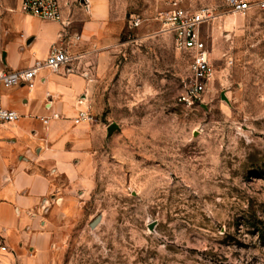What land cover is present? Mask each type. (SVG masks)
Segmentation results:
<instances>
[{"label":"rangeland","instance_id":"1","mask_svg":"<svg viewBox=\"0 0 264 264\" xmlns=\"http://www.w3.org/2000/svg\"><path fill=\"white\" fill-rule=\"evenodd\" d=\"M108 2L115 41L86 111L99 141L42 210L47 264H264V14L184 3L212 12L213 66L184 101L191 56L155 19L167 0Z\"/></svg>","mask_w":264,"mask_h":264},{"label":"crops","instance_id":"2","mask_svg":"<svg viewBox=\"0 0 264 264\" xmlns=\"http://www.w3.org/2000/svg\"><path fill=\"white\" fill-rule=\"evenodd\" d=\"M60 22L21 11V0H0V72L30 67L61 45L67 33L74 59L56 71L41 68L30 84L4 87L0 108L17 121L0 125V264H47L50 234L42 216L59 178L76 180L99 141L87 111L97 76L115 41L108 0L61 1ZM74 13L70 14V10ZM74 34L79 39H74Z\"/></svg>","mask_w":264,"mask_h":264},{"label":"built area","instance_id":"3","mask_svg":"<svg viewBox=\"0 0 264 264\" xmlns=\"http://www.w3.org/2000/svg\"><path fill=\"white\" fill-rule=\"evenodd\" d=\"M87 7V0H81ZM189 0H167L166 9L160 11L155 19L162 25V31L171 34L177 48L187 51L190 56L189 83L184 96L180 100H196L202 94L213 75V66L208 59V51L201 36V26L212 18L210 9L203 7L197 10L189 9L184 3ZM226 5L232 12L244 14L254 8L264 14V0L252 3L245 0H226ZM20 9L23 13L40 19L60 22L62 26H68L69 21H64L62 6L59 0H21ZM141 23L139 17L130 19V26L137 27ZM67 33L61 34V45L51 48L43 60H35L33 64L23 70L1 71L0 83L4 87H12L18 84H30L35 79L41 68L56 71L60 66L71 63L73 53L67 40ZM78 40L79 35L74 34ZM19 115L12 110L0 108V125L17 121ZM80 120H93L85 111L78 114ZM0 251H6V246L0 243Z\"/></svg>","mask_w":264,"mask_h":264},{"label":"water","instance_id":"4","mask_svg":"<svg viewBox=\"0 0 264 264\" xmlns=\"http://www.w3.org/2000/svg\"><path fill=\"white\" fill-rule=\"evenodd\" d=\"M117 129H118V126H117L115 123H111V124H109V125L107 126V128H106L107 136H110L111 133H112L113 131L117 130ZM97 220H98V219H96L95 221H97ZM152 228H153V224H149V225H148V229L152 230Z\"/></svg>","mask_w":264,"mask_h":264},{"label":"trees","instance_id":"5","mask_svg":"<svg viewBox=\"0 0 264 264\" xmlns=\"http://www.w3.org/2000/svg\"><path fill=\"white\" fill-rule=\"evenodd\" d=\"M262 234H264V232H262Z\"/></svg>","mask_w":264,"mask_h":264}]
</instances>
